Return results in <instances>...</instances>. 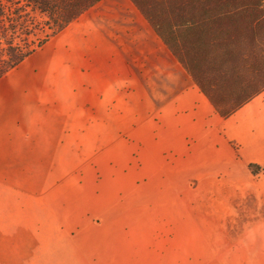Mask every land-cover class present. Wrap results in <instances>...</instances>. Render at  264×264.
<instances>
[{
	"label": "crops",
	"instance_id": "1",
	"mask_svg": "<svg viewBox=\"0 0 264 264\" xmlns=\"http://www.w3.org/2000/svg\"><path fill=\"white\" fill-rule=\"evenodd\" d=\"M263 96L222 118L103 0L0 80V264H264Z\"/></svg>",
	"mask_w": 264,
	"mask_h": 264
},
{
	"label": "trees",
	"instance_id": "2",
	"mask_svg": "<svg viewBox=\"0 0 264 264\" xmlns=\"http://www.w3.org/2000/svg\"><path fill=\"white\" fill-rule=\"evenodd\" d=\"M102 1L0 0V80ZM131 1L222 118L264 93V0Z\"/></svg>",
	"mask_w": 264,
	"mask_h": 264
},
{
	"label": "rangeland",
	"instance_id": "3",
	"mask_svg": "<svg viewBox=\"0 0 264 264\" xmlns=\"http://www.w3.org/2000/svg\"><path fill=\"white\" fill-rule=\"evenodd\" d=\"M35 38H32L31 39V41H33ZM22 40H25V38H22ZM20 43V42H19ZM190 75V74H189ZM191 76V75H190ZM193 79V78H192ZM255 108H253V109H250L251 111L253 110V111H264V96L263 97H260L256 102H255ZM260 175H261V178L262 179H264V176H262V175H264V174H262V171H261V173H260ZM66 177V175L64 176H62V179H64ZM263 182H264V180H263Z\"/></svg>",
	"mask_w": 264,
	"mask_h": 264
}]
</instances>
